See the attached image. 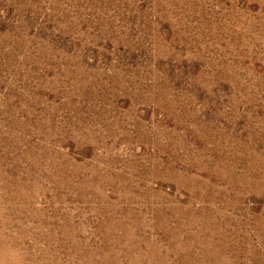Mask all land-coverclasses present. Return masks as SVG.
Wrapping results in <instances>:
<instances>
[{
	"label": "rangeland",
	"instance_id": "rangeland-1",
	"mask_svg": "<svg viewBox=\"0 0 264 264\" xmlns=\"http://www.w3.org/2000/svg\"><path fill=\"white\" fill-rule=\"evenodd\" d=\"M0 264H264V0H0Z\"/></svg>",
	"mask_w": 264,
	"mask_h": 264
}]
</instances>
